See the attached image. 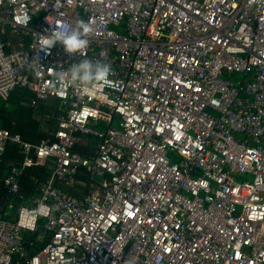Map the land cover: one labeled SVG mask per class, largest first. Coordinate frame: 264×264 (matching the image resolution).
Wrapping results in <instances>:
<instances>
[{
	"label": "built area",
	"instance_id": "built-area-1",
	"mask_svg": "<svg viewBox=\"0 0 264 264\" xmlns=\"http://www.w3.org/2000/svg\"><path fill=\"white\" fill-rule=\"evenodd\" d=\"M80 20L88 47L45 55L51 29ZM82 59L111 65L117 87L60 77ZM16 86L59 109L37 143L0 128V159L25 154L2 180L0 264H264V0H0V98ZM49 159L27 196L23 167Z\"/></svg>",
	"mask_w": 264,
	"mask_h": 264
},
{
	"label": "trees",
	"instance_id": "trees-1",
	"mask_svg": "<svg viewBox=\"0 0 264 264\" xmlns=\"http://www.w3.org/2000/svg\"><path fill=\"white\" fill-rule=\"evenodd\" d=\"M34 94L20 86L14 87L6 99L0 98V128H6L11 132L19 133L21 137L29 142L37 143L43 138H52V133L56 129L55 114L58 109V99H53L56 103L49 105L41 101L35 105L31 104ZM48 111H54L50 119L46 122L44 129L40 126L43 119L42 114ZM42 118V119H41ZM45 119V118H44ZM95 146V139L90 136H83L80 141L74 145V150L84 155L91 154ZM25 154L14 144L6 145L0 159V217H6L3 204L4 187L2 180L8 173L11 166H21ZM51 160L43 164H34L24 166L18 176L19 186L27 196H37L39 186L46 180L51 172ZM81 176L85 179L87 174ZM44 218H39L38 229L34 232H24V248L27 253L32 254L37 251L45 241V231L42 227Z\"/></svg>",
	"mask_w": 264,
	"mask_h": 264
},
{
	"label": "clouds",
	"instance_id": "clouds-1",
	"mask_svg": "<svg viewBox=\"0 0 264 264\" xmlns=\"http://www.w3.org/2000/svg\"><path fill=\"white\" fill-rule=\"evenodd\" d=\"M92 31L90 24L84 20L78 21L76 27L67 33L51 29L50 34L41 43V50L45 52V55H50L52 47L59 44L65 53L72 56L88 47L87 36ZM27 67L35 77L41 76V72L36 70L39 66L35 62L29 63ZM58 74L61 78L73 83L79 82L84 86V92L117 87L116 83L109 78L112 75L111 65L100 61L92 62L89 59H82L78 63H73L66 72L59 71Z\"/></svg>",
	"mask_w": 264,
	"mask_h": 264
},
{
	"label": "crops",
	"instance_id": "crops-1",
	"mask_svg": "<svg viewBox=\"0 0 264 264\" xmlns=\"http://www.w3.org/2000/svg\"><path fill=\"white\" fill-rule=\"evenodd\" d=\"M41 101V103L42 102H44L43 104H49V105H52V104H54V103H56L53 99H51V98H48V99H45V100H40ZM39 102V101H38ZM57 109H59V101H58V106H57ZM53 113H54V111H51V113H48V111H45L43 114H42V116H43V119H42V121L40 122V126L42 127V129H44V127H45V124H46V122L44 121V120H48V119H50L51 118V115H53ZM55 116H56V114H55ZM45 118V119H44ZM55 119V118H54ZM46 120V121H47ZM56 120V119H55ZM79 177L82 179V180H84V178L81 176V173H80V175H79ZM59 185H61V184H59ZM41 186V185H40ZM40 186H39V190H40ZM82 186L81 185H79L78 186V189H71V191L73 192V193H75V194H77V195H80L81 193H83V191L80 189ZM40 193V192H39ZM39 195V194H38ZM37 195V196H38ZM32 197H36V196H32ZM3 204H4V206L6 207V209H5V213H6V215L8 214H12V212H13V210L12 209H9L8 208V206H7V204L3 201ZM8 212V213H7ZM7 215V216H8ZM6 216V217H7ZM46 236H47V234H46V232H45V238H46Z\"/></svg>",
	"mask_w": 264,
	"mask_h": 264
},
{
	"label": "rangeland",
	"instance_id": "rangeland-1",
	"mask_svg": "<svg viewBox=\"0 0 264 264\" xmlns=\"http://www.w3.org/2000/svg\"><path fill=\"white\" fill-rule=\"evenodd\" d=\"M236 179H238V178H236Z\"/></svg>",
	"mask_w": 264,
	"mask_h": 264
}]
</instances>
